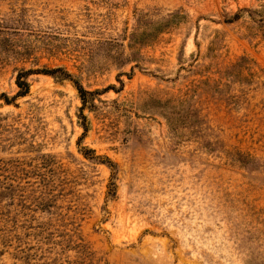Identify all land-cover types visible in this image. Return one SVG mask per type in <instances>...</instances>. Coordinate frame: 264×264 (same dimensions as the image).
I'll list each match as a JSON object with an SVG mask.
<instances>
[{"label": "rangeland", "instance_id": "rangeland-1", "mask_svg": "<svg viewBox=\"0 0 264 264\" xmlns=\"http://www.w3.org/2000/svg\"><path fill=\"white\" fill-rule=\"evenodd\" d=\"M57 68L99 94L0 100V264H264V0H0V94Z\"/></svg>", "mask_w": 264, "mask_h": 264}, {"label": "trees", "instance_id": "trees-1", "mask_svg": "<svg viewBox=\"0 0 264 264\" xmlns=\"http://www.w3.org/2000/svg\"><path fill=\"white\" fill-rule=\"evenodd\" d=\"M236 17L237 15L233 18V20H235ZM33 74H44V75L52 76L56 80L71 81L80 94L81 100L83 102V108L87 106L90 101L88 99V96H94L95 94H99V92L86 91L82 86V84H80L77 80H75L72 74H70L65 69L57 68L52 70L44 69V70H28V71L20 72L16 80L17 87L19 88L17 94L13 97H9L6 93L0 94V100H3L4 103L7 105H11L13 101L17 100V98H22L27 96L30 92V83L28 81V78ZM89 151L92 152V150ZM95 158L101 161L103 164L107 165L108 168H110L113 174L112 175L113 176L112 180H113L117 172L118 165L114 163L112 160H110L108 157H104V158L95 157ZM113 185L115 186L114 183ZM81 242L82 243L76 246L78 258L75 261H68L65 264H108V262H106L102 258L97 257L95 252L91 251L86 244H83V241Z\"/></svg>", "mask_w": 264, "mask_h": 264}]
</instances>
